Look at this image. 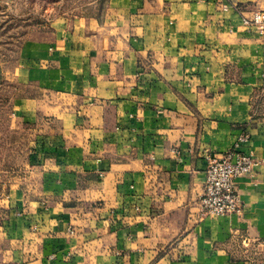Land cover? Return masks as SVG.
Listing matches in <instances>:
<instances>
[{
    "label": "crops",
    "instance_id": "0c3cea01",
    "mask_svg": "<svg viewBox=\"0 0 264 264\" xmlns=\"http://www.w3.org/2000/svg\"><path fill=\"white\" fill-rule=\"evenodd\" d=\"M92 6L19 51L0 264H264V31L242 25L264 0ZM236 143L261 161L242 212L199 218L206 155Z\"/></svg>",
    "mask_w": 264,
    "mask_h": 264
},
{
    "label": "rangeland",
    "instance_id": "374dc122",
    "mask_svg": "<svg viewBox=\"0 0 264 264\" xmlns=\"http://www.w3.org/2000/svg\"><path fill=\"white\" fill-rule=\"evenodd\" d=\"M93 1L0 0V196L23 173L29 149V136L12 111L13 98L27 92L18 75L21 46L46 34L57 18L89 14Z\"/></svg>",
    "mask_w": 264,
    "mask_h": 264
},
{
    "label": "built area",
    "instance_id": "2783aa9c",
    "mask_svg": "<svg viewBox=\"0 0 264 264\" xmlns=\"http://www.w3.org/2000/svg\"><path fill=\"white\" fill-rule=\"evenodd\" d=\"M242 25L264 31V9L242 18ZM246 137L240 141L246 140ZM239 143L222 155L207 154L202 194L197 203L199 218L240 214L242 205L235 190L237 178L250 175L261 164L254 154L238 151Z\"/></svg>",
    "mask_w": 264,
    "mask_h": 264
}]
</instances>
